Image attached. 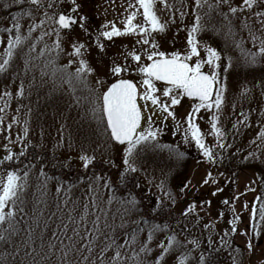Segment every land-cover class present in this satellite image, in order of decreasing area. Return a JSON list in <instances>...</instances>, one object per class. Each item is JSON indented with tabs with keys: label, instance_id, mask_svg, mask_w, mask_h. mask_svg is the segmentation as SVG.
I'll list each match as a JSON object with an SVG mask.
<instances>
[{
	"label": "snow or ice",
	"instance_id": "1",
	"mask_svg": "<svg viewBox=\"0 0 264 264\" xmlns=\"http://www.w3.org/2000/svg\"><path fill=\"white\" fill-rule=\"evenodd\" d=\"M13 3L26 4L27 7L11 17L10 27L2 29L7 36L4 56L0 60V74L8 72L16 51L23 47L33 32L44 29L47 24V31H41L38 39L42 40L45 36H55V39L50 47L45 44V47L39 50L40 55L48 53L44 69H50L53 79H58L61 85L68 86L77 104L79 98L75 94L78 90L87 89L93 97L91 108L93 119L98 125H104L105 134L122 148L120 165H116L112 159L103 161L117 169V182L124 183L132 174L140 172L142 165L138 164V160L145 158L148 153L166 150L177 160L186 155L180 151L179 146L160 142L161 133L164 131L161 125L169 118L175 124L176 132L183 127V143L194 145L202 161L209 165L217 164L223 158L222 152L218 154L214 149L223 150L231 147L225 143L226 134L221 126V116L228 90L227 74L229 69L233 68L234 61L231 56H226L223 49L201 42L198 36L206 32L223 35L226 41L231 40L234 46L241 50L243 66L254 68L256 65L264 64V0H241L238 5L234 4L233 0H192L190 8L193 21L186 26L187 46L183 51L171 52L161 50L156 34L166 32L170 24L175 23L177 11L181 20L188 15V12L183 10L185 6L182 2L177 9L168 0H128L126 14L119 25L115 21L106 20L93 30H90L89 16L80 14L82 6L79 0H70V8L67 10L61 7L60 0H13ZM3 7L8 8L10 5L5 3ZM41 11L43 18L37 19L35 13ZM162 13L168 14L167 19L163 18ZM214 16L221 18L219 26L214 23ZM24 17L30 21L27 35L22 32L21 19ZM233 18L240 20L239 31L247 29L254 45L259 41L258 48L245 49L243 39H236L237 30ZM256 24L259 28L254 30ZM75 27L81 29L91 39L102 55L106 54V42H114L115 38L130 36L134 37V42L125 45L122 51L112 56L105 66V71L96 75L97 69L90 65L87 58L89 44L77 39L71 43L70 50H65L62 46V33H70ZM256 31H259L261 36L258 37ZM4 43L5 40L0 39V44ZM29 51H36L35 43L29 45ZM61 55L69 57L66 64L57 63ZM33 59L29 55L24 60L25 74L35 67L32 64ZM44 69L42 75H47ZM94 75L93 81L90 77ZM261 84L264 91V77L261 78ZM250 92L251 89L245 85L240 95L247 98ZM24 94L25 87L22 82L16 87L15 92L5 85V90L0 93V100H4L0 113L9 107L8 101L11 98L23 97ZM184 98H189L193 103L190 111L181 119H177L176 108L182 104ZM202 110L211 114L208 134L215 137L217 143L214 145L206 143L205 133L197 122L203 119V116L199 115ZM13 122H16L15 118ZM2 123L3 117H0V124ZM237 123L242 124L244 121ZM11 127V123L7 125L9 130ZM24 135H28L27 127L24 128ZM259 136L264 140V128L261 129ZM57 146H62V142H58ZM5 148L7 149V145ZM24 155L23 151L17 155L8 150L3 159H0V165L4 166V170L0 171V242L12 245L16 253L20 251L21 244L26 249L31 248V251L26 250L24 255L33 257L32 264H36V255L40 256L42 264H46L47 259L57 252L59 264H170V261L171 264H217L213 253H219L220 249L215 246L211 235L207 238V248L200 251L202 248L200 239L195 237L188 239L187 235L181 238V233H188L187 225L181 226L178 221L175 226L171 223L176 219L172 215L171 206L176 204L178 195H186L197 187L194 183L195 176L183 181L179 193L174 195L167 188V174H164L156 184L163 192V198L158 197L159 204L148 209V216L152 220L159 219L160 222L151 223L144 216L139 220L122 217L120 224L117 225L115 217H111L110 221L108 210L97 202L99 197L90 184L88 192L92 195L88 202L82 206L79 201L71 202L73 207L59 219L58 231L51 233L57 243L49 240L45 248L44 237L41 234L40 253H37L32 245L35 243L33 235L39 224H36V228L29 224L25 232L18 219L20 214L26 218L29 215L23 198L29 172L24 171L20 175L14 167L5 163L13 159L18 160ZM249 158L257 157L254 152H249L244 159ZM78 159L84 169H89L96 163L95 155H90L88 150L83 148ZM41 175L45 177V184L53 179L43 170ZM223 175L218 173L214 176L212 171L206 169L198 182L199 187H212L214 190L211 194L216 196L224 192L218 178ZM94 179L98 185L103 180V187L110 190L113 188V182L107 177L96 175ZM258 179L264 186V176ZM255 183V179L250 181L245 191L255 192L256 188L252 187ZM72 187L73 185L69 184L64 188L58 182L56 191L69 192ZM241 195L243 193H237L231 199L225 197L222 200L224 208L220 210L217 219H223L226 211L232 217L227 221L229 229L219 236L222 246H229L227 239L229 235L239 233L248 236V227L241 230L238 226L244 211L249 212V226L253 234L258 235L259 230L264 227V192L256 195L251 205L244 201L241 212H237L235 205ZM114 198L110 196L108 203L111 204ZM165 198L170 202L167 208ZM68 203L69 201H65V205ZM121 203L126 205L124 216L130 218L137 214L140 201L136 195L130 193L128 198L121 200ZM201 203L211 206L210 200ZM198 207L195 202L188 203L180 212V217L187 218L198 212ZM54 216L55 213H52L48 219L51 220ZM32 219L36 220L37 217L33 216ZM5 224L6 228L3 227ZM215 227V222L211 220L203 224L205 230L211 231ZM145 232L146 238L141 236V233ZM157 234L164 236V239L157 242L154 239ZM253 248L252 239L248 238L244 249L238 247L236 251L242 256L243 251L251 253ZM194 252L199 254L193 257ZM77 256L79 260L75 259ZM231 264H243V261L233 256ZM248 264H251L250 258Z\"/></svg>",
	"mask_w": 264,
	"mask_h": 264
},
{
	"label": "rangeland",
	"instance_id": "2",
	"mask_svg": "<svg viewBox=\"0 0 264 264\" xmlns=\"http://www.w3.org/2000/svg\"><path fill=\"white\" fill-rule=\"evenodd\" d=\"M170 4H174L177 9L180 8L181 2L184 4V11L188 12L183 20L176 12L175 23L170 24L168 30L164 33L156 34V39L161 46V50L166 52L180 50L183 51L187 44L186 26L193 21L190 5L192 0H168ZM8 3L10 7L4 8L3 5ZM61 7L65 10L70 8V0H60ZM81 4L80 14L87 15L90 18V30L97 29L99 25L106 20L115 21L118 25L121 23L125 9L127 8L128 0H79ZM234 4H240L241 0H233ZM27 5H17L13 0H0V39H4L5 43L0 44V60L4 56V48L6 47L7 34L2 31L5 27L11 26L9 12L11 9L26 8ZM158 7H162L158 5ZM226 11V8L224 9ZM247 14V13H246ZM167 13H162L163 18L167 19ZM37 19L43 18L42 11L35 13ZM242 19V17H241ZM221 18L214 16V23L219 26ZM29 19L24 17L21 19L22 32L27 35ZM50 23V22H49ZM233 23L237 30V40L243 39L244 48L255 50L259 46V41L254 45L248 36L247 29L239 31L240 20L233 18ZM48 25L44 29L33 32L32 36L24 43L23 47L16 51L13 57L12 64L5 74H0V93L5 90V85L8 89L15 92L16 87L22 82L25 87L23 97L14 96L8 103L9 107L0 117H3V123L0 124V157L3 158L8 150L12 152H21L27 146H34L40 150L48 151L56 155L59 159L73 163L76 170H84L81 162L78 159L81 149H87L90 155H95L96 160L105 161L112 159L116 165L122 162V148L118 144H114L104 132V125L97 124L93 119L91 108L93 106V97L90 96L87 89L78 90L75 94L79 98L77 104L69 91L68 86L61 85L58 79H53L50 69H44V64L48 59V53L39 54V50L47 44L49 47L55 36H45L43 39H38L41 36V31H47ZM259 25L254 26V30L258 29ZM259 37L261 33L256 31ZM79 40L90 45L87 58L91 66L97 69L96 75H100L105 71L109 59L122 51L125 45H130L134 42V37H119L115 38L114 42H106L104 55L96 48L91 39L78 27H75L70 33H62V46L65 50H70L71 43ZM201 42H206L213 47L223 49L226 56H231L234 61L233 68L229 69L227 74L228 90L225 94V105L221 116V126L226 134L225 143L231 145L226 149H214L218 154L222 152L223 158L217 164L209 165L206 161H202L198 150L194 145H186L183 143V127L179 132H176V126L171 118L163 122L161 127L164 131L161 133L160 142L172 145H177L180 151L186 155L180 159H175L168 151L156 153H148L145 158L138 160V164L142 165V170L135 174L136 178L142 183L143 194L151 197L158 204V197L163 198V192L156 187V184L164 174H167V188L174 195L179 193L183 181L195 176L194 183L197 187L189 191L186 195H178L177 202L172 205L173 216L176 218L171 221L173 226L177 221L181 226L187 225L188 233H181V238L187 235L188 239L193 237L201 240L204 251L207 248V238L212 236L214 244L220 249L219 253H213L217 264H231V257L236 256L243 261V264H248L249 258L251 264H264V227L259 230V234H253L249 226V212L244 211L242 220L238 222L241 230L248 227V236L229 235V246H222L219 241V236L223 231L229 229L227 223L230 220L231 214L225 212L223 219H217L220 210L224 208L222 200L225 197L231 199L237 193H243L240 199L236 202L237 212H241L244 201H248L251 205L254 197L264 192V186L261 185L258 177L264 176V140L260 139L261 129L264 128V91H262L261 78L264 77V64L256 65L254 68H247L242 64L241 50L236 48L231 40H225L223 35H218L213 32L201 33L198 36ZM35 43L36 51L30 52L29 45ZM222 53V54H224ZM33 57L32 64L35 65L30 71L25 74L24 60L28 56ZM69 57L61 55L57 61L58 64H66ZM226 62V59H225ZM42 69L47 72V75H42ZM95 80V75L90 77ZM251 89L247 98L240 95L243 86ZM193 102L183 99L182 104L177 106V119H181L191 109ZM4 106V100H0V107ZM19 109V112H17ZM29 109L31 111L29 112ZM203 119H199L202 132L205 133V141L209 145L217 143L214 136L209 135L210 125L208 112L203 110L199 114ZM245 117L247 118L245 120ZM15 118L16 122H13ZM237 121H244L238 124ZM12 124L11 129L7 128L8 124ZM233 125H236L234 128ZM28 128V135H24V128ZM19 137V139H18ZM58 142H62V146L58 147ZM71 144V147H69ZM7 145V149L5 148ZM249 152H254L257 158L244 159ZM64 163V162H63ZM104 163V162H103ZM106 164V163H105ZM109 168H113L106 164ZM115 169L112 177L109 174H103L98 171L91 170L86 179H76L74 182H62L57 179H50L45 184V177L41 175L43 164L33 162L24 171L29 172L27 179V188L25 189L24 199L26 201V211L28 217L22 214L18 215L24 231H27L28 225L31 224L39 228L33 235L35 243L32 247L36 248V252L40 253L41 234H43V243L45 248L51 240L54 244L57 243L56 238L51 236L53 231H58L59 219L63 217L72 207L73 201H79L82 206L88 202L91 193L88 192V187L91 184L99 197L98 203L106 208L109 212V218L115 217V223L120 224L121 218L139 220L141 216H148L141 213V209L136 215L129 217L124 216V208L126 205L121 203L122 199L129 197H119L113 191L103 187V180L99 185L96 183L94 176L102 175L109 178L113 184L117 182V169ZM210 170L213 175L223 173L220 180V186L224 188V192L212 196L214 190L210 186L199 187V181L204 175L205 170ZM122 170V169H121ZM3 171V170H0ZM20 175L24 171L17 170ZM48 176V174H47ZM253 179L256 183L252 187L256 188L255 192H246L245 188ZM226 181H233L227 183ZM62 184L67 188L69 184L73 185L69 192H57L56 188ZM121 185V183H118ZM145 192V193H144ZM114 196L111 204L108 203V198ZM211 201V206L202 205V201ZM43 201V203H38ZM65 201H69L65 205ZM191 202H195L198 207V212H194L187 218H181L180 212L184 207ZM165 207L167 208L170 202L164 199ZM59 205V208H57ZM60 209H63L61 211ZM55 213V216L49 220L48 216ZM79 208H77V215ZM148 213V211H147ZM37 217L33 220L32 217ZM216 224L215 229L209 231L203 229V224L209 221ZM157 223L158 221H150ZM45 226H47L45 228ZM3 227H7L5 224ZM179 231V229H177ZM190 233V235H189ZM23 236V232L21 233ZM141 236L146 238V232L141 233ZM251 238L254 248L251 253L246 250L243 255L236 251L239 247L244 249L246 239ZM155 240L164 239V236L157 234ZM155 248V244L153 245ZM31 251V248L26 249L23 244L20 245V251L14 252L12 245H6L0 242V264H32L33 257H25V251ZM86 254V253H85ZM179 253H177L178 255ZM199 253L194 252L193 257ZM36 264H42L40 256L36 255ZM76 260L80 258L75 257ZM46 264H59V253L50 256ZM171 264V261H170Z\"/></svg>",
	"mask_w": 264,
	"mask_h": 264
},
{
	"label": "trees",
	"instance_id": "3",
	"mask_svg": "<svg viewBox=\"0 0 264 264\" xmlns=\"http://www.w3.org/2000/svg\"><path fill=\"white\" fill-rule=\"evenodd\" d=\"M21 10L22 8L11 9L9 12L10 20L12 16H14L17 12H20ZM23 152L25 153V155L20 157V159H13L12 161H7L5 163L20 171H24L25 169H27L28 166L33 162L42 163L43 171L48 174L49 177H53V179H57L62 182H74L79 178L86 179L89 171L91 170L98 171L100 173H103L104 175L109 174L110 177H112L115 172V169L109 168L105 163L99 160H96L95 165L93 167H90L89 169H84L83 171L81 169L76 170L73 163L71 164L70 162L61 160L56 155L48 151L40 150L31 145L27 146L26 149L23 150ZM13 153L18 155L20 152ZM0 159L3 158L0 157ZM64 164H68L69 166L65 167ZM0 170H4L3 165H0ZM118 183L113 184L112 188L116 195L119 197H126L130 193L136 195L138 200L140 201L139 207L142 214L147 215V211L149 208L158 205V203L154 199L143 194L142 183L138 178H136L135 175H131L124 183H121V185ZM137 184L139 185V187H136ZM145 218L149 219V221L160 222L159 219L152 220L149 216H145Z\"/></svg>",
	"mask_w": 264,
	"mask_h": 264
},
{
	"label": "water",
	"instance_id": "4",
	"mask_svg": "<svg viewBox=\"0 0 264 264\" xmlns=\"http://www.w3.org/2000/svg\"><path fill=\"white\" fill-rule=\"evenodd\" d=\"M187 99H189V98H187ZM190 100V99H189Z\"/></svg>",
	"mask_w": 264,
	"mask_h": 264
}]
</instances>
